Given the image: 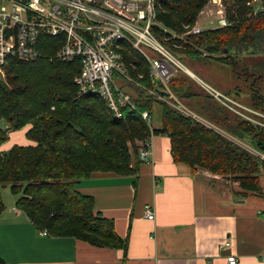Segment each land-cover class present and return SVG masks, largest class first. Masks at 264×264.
Instances as JSON below:
<instances>
[{"label":"trees","instance_id":"obj_1","mask_svg":"<svg viewBox=\"0 0 264 264\" xmlns=\"http://www.w3.org/2000/svg\"><path fill=\"white\" fill-rule=\"evenodd\" d=\"M209 1L161 0L157 19L176 32L186 31V35L183 39L173 37L158 26L156 32L180 61L177 55L211 58L229 65L237 74V54L233 50L264 42V0L257 11L251 0H233L226 9L227 24L188 32ZM62 37L43 35L41 54L29 60L10 59L7 79L0 78V122H6L5 126L0 124V145L11 131L29 123L26 136L35 142L14 144L0 152V183L9 184L18 194L17 207L39 229L53 236H72L98 246L122 248L126 253L128 237L116 231L112 218L96 212L94 197L81 192L77 183L96 171L136 173L144 162L140 158L141 141L151 131L167 134L173 160L187 165L192 172L201 168L229 175L243 193L264 197V159L214 127L140 88H135L137 110L124 107L120 117L99 94H81L75 83L79 60L56 56ZM123 53L131 74L141 73L143 83L151 87L147 59L131 48ZM191 83L200 86L180 67L169 80L170 88L200 110L203 117L238 138L249 136L264 151V125L232 111L203 87L194 90ZM251 89L252 106L264 112V93L257 78ZM155 104L161 108V126L151 128L141 111L153 114ZM4 209L0 190V212ZM0 264H6L1 255Z\"/></svg>","mask_w":264,"mask_h":264},{"label":"crops","instance_id":"obj_2","mask_svg":"<svg viewBox=\"0 0 264 264\" xmlns=\"http://www.w3.org/2000/svg\"><path fill=\"white\" fill-rule=\"evenodd\" d=\"M23 135L11 131L14 139L0 145V152ZM228 176L201 168L192 172L173 160L169 136L154 134L151 160L136 173L96 171L77 183L94 197L96 212L112 218L116 231L128 237L126 253L43 234L17 207L18 194L5 188L0 255L6 264H228L227 257L235 254L237 264H264V197L243 193ZM146 204L154 207L153 219L145 216ZM226 241L230 244L224 246Z\"/></svg>","mask_w":264,"mask_h":264},{"label":"built area","instance_id":"obj_3","mask_svg":"<svg viewBox=\"0 0 264 264\" xmlns=\"http://www.w3.org/2000/svg\"><path fill=\"white\" fill-rule=\"evenodd\" d=\"M160 8L161 0H0V76H5L10 59L29 60L39 56L43 35H62L56 56L62 60H79L80 70L75 76L79 92L99 94L116 117L121 116L124 107L137 110V99L126 90L128 86L165 99L173 95L169 85L171 75L178 67L185 70L187 67L156 32V26L168 31L157 21ZM201 30L194 25L188 32ZM127 48L141 53L149 62L151 87L143 83L141 73L131 74L123 53ZM191 76L200 79L204 89L220 102L244 114L241 107H246L235 98L196 74ZM178 102L186 111V106ZM190 115L196 116L191 111ZM141 116L152 128L149 111H141ZM153 136L151 131L141 141L143 161L151 160ZM144 213L153 219V205L146 204ZM42 233L48 234L46 230ZM229 244L226 241L223 245ZM227 261L237 264L238 257L231 254Z\"/></svg>","mask_w":264,"mask_h":264},{"label":"rangeland","instance_id":"obj_4","mask_svg":"<svg viewBox=\"0 0 264 264\" xmlns=\"http://www.w3.org/2000/svg\"><path fill=\"white\" fill-rule=\"evenodd\" d=\"M233 0H210L198 17V22H196V26L200 27L201 29H207L219 25H223L227 23L226 18V9L230 6H232ZM251 4L254 5V11H257L258 9L262 8L261 0H251ZM157 21L166 29H168L169 32H171L173 37H178L180 39H183L186 35V31L184 32H176L173 29L168 28L165 26L161 21L157 19ZM176 46H179L175 44ZM171 50V49H170ZM172 51V50H171ZM173 52V51H172ZM234 54H237V62H238V73L234 74L232 68L229 65L220 63L214 59L208 58L205 59L203 57L201 58H189V57H181L180 55H177L181 58V62L187 67V69H190L193 73H195L198 77L203 79V81L207 82L208 84L222 90L226 94L232 96L235 98L239 103L244 107L242 108V111L244 114H240L255 123H259L260 125H264V112L256 109L252 106L251 103V83L254 78L258 79L259 88L262 93H264V42H262L257 47L251 46V45H242L239 46L237 49L233 50ZM185 70V69H184ZM177 71V69H176ZM188 74H190L187 70H185ZM247 73V74H246ZM191 75V74H190ZM193 77V76H192ZM2 79H7V74L5 73V76H0ZM201 87L203 83L200 79L197 77H193ZM197 84V83H196ZM194 83H191V86L194 90H200V86H197ZM236 87H239V90L236 89ZM134 86H128L126 87V90H128L132 95L135 94ZM204 88V87H203ZM171 96L163 99L166 102H168L171 106L174 108L186 113L190 114V111L193 114H196V118L199 120L205 122L209 126L214 127L221 133L225 134L227 137L231 138L238 144L242 145L246 149H248L253 154L263 157L264 151L259 150L255 143L251 141V138L249 136H245L243 138H238L225 130L218 127L216 124L212 123L205 117H203V114L200 110H198L195 106L188 103L187 99L184 97L178 96L172 89ZM228 92V93H227ZM180 101L183 105L186 106L187 110L180 108L178 105ZM197 99L193 100V104L196 102ZM231 109V108H230ZM232 110V109H231ZM234 111V110H232ZM235 112V111H234ZM161 108L158 104H155L154 112H153V120L151 123H160L161 122ZM2 126H5L6 122L2 120L0 122ZM31 126V123L28 125L16 129L14 131H20L22 130L24 132V135L21 139H18V142H13L11 144L14 145L15 143H19L22 145H29L35 143L33 140L29 139L25 132L27 129ZM10 137V136H9ZM11 138L14 139V137L11 136ZM11 138H8L5 142L11 143ZM3 142V143H5ZM2 143V144H3ZM1 144V145H2ZM10 146V148H11ZM8 148L7 150H9ZM3 150V151H7ZM227 178H231V176H228ZM4 185H7L4 187ZM5 188H7V193L10 192L9 184H3L0 183V189L5 195ZM9 190V191H8ZM12 194V193H11Z\"/></svg>","mask_w":264,"mask_h":264},{"label":"water","instance_id":"obj_5","mask_svg":"<svg viewBox=\"0 0 264 264\" xmlns=\"http://www.w3.org/2000/svg\"><path fill=\"white\" fill-rule=\"evenodd\" d=\"M225 51H226V50H225ZM186 70H187L190 74H192L191 71H189L188 69H186ZM163 92H164V91H163ZM164 93H166V92H164Z\"/></svg>","mask_w":264,"mask_h":264},{"label":"bare ground","instance_id":"obj_6","mask_svg":"<svg viewBox=\"0 0 264 264\" xmlns=\"http://www.w3.org/2000/svg\"><path fill=\"white\" fill-rule=\"evenodd\" d=\"M189 71H191L190 69H188ZM192 72V71H191ZM193 73V72H192ZM195 74V73H194Z\"/></svg>","mask_w":264,"mask_h":264}]
</instances>
